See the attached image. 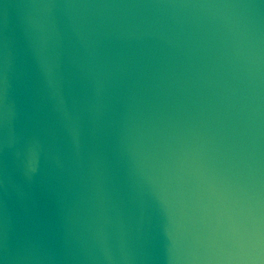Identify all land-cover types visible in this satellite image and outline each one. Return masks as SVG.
<instances>
[{
  "label": "clouds",
  "instance_id": "1",
  "mask_svg": "<svg viewBox=\"0 0 264 264\" xmlns=\"http://www.w3.org/2000/svg\"><path fill=\"white\" fill-rule=\"evenodd\" d=\"M0 264H264V0H0Z\"/></svg>",
  "mask_w": 264,
  "mask_h": 264
}]
</instances>
